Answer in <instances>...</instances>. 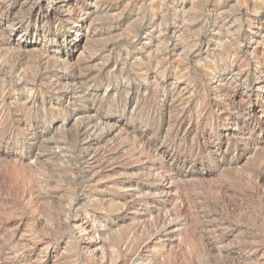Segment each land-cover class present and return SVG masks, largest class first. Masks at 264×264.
<instances>
[{
  "label": "rangeland",
  "instance_id": "rangeland-1",
  "mask_svg": "<svg viewBox=\"0 0 264 264\" xmlns=\"http://www.w3.org/2000/svg\"><path fill=\"white\" fill-rule=\"evenodd\" d=\"M0 264H264V0H0Z\"/></svg>",
  "mask_w": 264,
  "mask_h": 264
}]
</instances>
